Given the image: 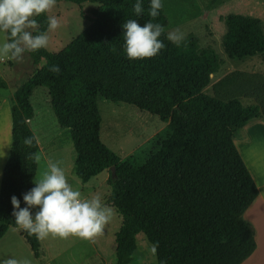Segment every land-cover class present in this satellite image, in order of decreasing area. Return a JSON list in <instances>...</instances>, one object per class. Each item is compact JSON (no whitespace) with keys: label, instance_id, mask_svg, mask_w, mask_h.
<instances>
[{"label":"trees","instance_id":"trees-1","mask_svg":"<svg viewBox=\"0 0 264 264\" xmlns=\"http://www.w3.org/2000/svg\"><path fill=\"white\" fill-rule=\"evenodd\" d=\"M66 1H89L96 7L91 16L82 14L89 25L61 51L28 53L33 65H43L10 98L11 147L0 184V239L16 228L11 197L23 208V195L34 187L37 164L27 156L38 153L39 146L28 126L34 116L30 97L44 87L58 126L70 132L77 179L86 183L109 173L106 203L121 218L114 235L115 264L130 262L139 233L151 245L158 242L157 264L244 262L256 242L243 214L258 191L233 138L237 129L263 117L261 105L205 92L223 62L192 33L177 46L165 32L160 39L166 47L157 56L126 59L122 26L127 20L135 19L141 27L149 20L167 26L163 8L154 20L148 15L150 0H141L139 16L133 11L136 0ZM36 19L38 31H46L47 13ZM224 21L221 47L229 59L264 54L259 19L228 15ZM52 65L59 66V74L49 71ZM6 88L0 79V89ZM98 97L133 105L168 123L146 142L149 148L120 159L100 141ZM29 136L34 137L32 148L22 143ZM21 235L39 258V240L22 230Z\"/></svg>","mask_w":264,"mask_h":264},{"label":"rangeland","instance_id":"rangeland-1","mask_svg":"<svg viewBox=\"0 0 264 264\" xmlns=\"http://www.w3.org/2000/svg\"><path fill=\"white\" fill-rule=\"evenodd\" d=\"M162 3L167 19L165 28L167 34L175 29H179L184 37L192 33L199 38L202 48L211 47L223 62L219 71L212 76L211 84L205 92L225 100L233 97L239 99L241 93H245V90L242 85H236V67L240 63L245 64L252 60L250 58L229 59L224 54L221 47V38L226 32L224 18L228 15H244L257 18L262 22L264 32V0H219L214 5L210 4V0H162ZM95 7L96 4L89 1L81 5L66 0L57 2L55 8L47 13V16H57L61 26L54 32L49 33V44L45 49L50 53L61 51L89 25V20L84 16H91L90 11ZM2 42L3 36L0 34V43ZM42 65L43 62L36 66L33 65L28 53L24 54L20 62L0 61V67H2L8 84L7 91L6 89H0V101L2 95L13 92ZM249 88L250 84L247 83L245 89ZM240 101L243 105L259 103L264 113V101H253L251 99H240ZM30 104L34 112V116L29 123L31 131L36 135L47 159L59 161V166L64 169L69 182L74 189H78L76 183L80 184L81 182L74 174L75 153L70 132L68 129H62L58 126L50 106L48 90L44 87L34 89L30 97ZM97 106L101 116L100 141L120 159L133 152L149 148L150 145H147L146 142L165 128L168 123L167 121L162 122L157 116L148 112L138 110L133 105L113 103L101 97H98ZM261 118L264 119V117ZM4 119H6V116L2 113L0 122ZM242 131L237 129L233 140L234 143H237L241 152L250 157V146L239 145L243 140L241 139L243 138ZM252 132L253 129L252 131L248 129V135L252 136ZM260 152L262 153L261 156L264 157V147L261 148ZM45 169L46 164L41 156L35 178H38ZM91 181L93 183L95 178ZM105 189L109 194L110 189L108 187H105ZM101 198L104 202L102 196ZM35 211L36 209H34ZM120 223L121 218L113 209L111 221L105 226L103 233L94 239L104 254H110L113 251V237ZM136 245L138 251H143L149 260L153 259L155 264L156 255L151 252L152 245L143 233L137 234Z\"/></svg>","mask_w":264,"mask_h":264},{"label":"clouds","instance_id":"clouds-1","mask_svg":"<svg viewBox=\"0 0 264 264\" xmlns=\"http://www.w3.org/2000/svg\"><path fill=\"white\" fill-rule=\"evenodd\" d=\"M57 0H0V61L20 62L25 53L36 52L48 47L49 33L57 30L60 20L49 16L47 30L38 31L37 17L50 13ZM162 0H150L148 15L154 20L163 8ZM134 13L143 12L141 0H136ZM123 51L129 61L149 59L157 56L165 47L160 37L165 27L149 20L140 26L135 19L123 24ZM184 34L175 29L167 34L166 39L177 46L184 40ZM50 72L60 73L58 65H52ZM23 145L34 146V137H25ZM4 156L0 153V158ZM28 159L39 164L41 155L30 152ZM59 161H47V167L38 178L33 180L34 187L23 195L25 207H20L17 197H11L16 230L34 235L37 240L52 238H78L93 241L101 235L111 221L113 209L102 201L101 196L85 197L74 189ZM33 209L36 211L33 213ZM158 242L153 244L151 252L155 254ZM0 264H32L29 258H5ZM164 264V262H161Z\"/></svg>","mask_w":264,"mask_h":264},{"label":"crops","instance_id":"crops-1","mask_svg":"<svg viewBox=\"0 0 264 264\" xmlns=\"http://www.w3.org/2000/svg\"><path fill=\"white\" fill-rule=\"evenodd\" d=\"M250 59L252 61H248L245 64L240 63L236 67V85H242L245 90V93H241L239 100L251 99L253 101L255 100L261 102L264 101V54L253 56ZM0 79L4 80L7 84L2 67H0ZM247 83L250 84L249 89H245ZM7 90L8 84L6 91ZM14 91L9 92L6 95H2L0 101V116L2 113L6 116V119L0 122V153L3 152L4 154V156L0 158V184L2 170L8 159L11 147L10 98L12 97ZM29 123L30 121L28 122V126ZM248 129H251V131L253 129L252 136L248 135ZM241 130H243V138H241L243 140H241L239 145H249L251 148V156L249 157L246 153L241 152L237 143L234 144L258 191L257 197L243 214L244 219L254 228L256 248L254 252L241 264H264V157L261 156L262 153L260 152L261 148L264 147V119L261 117L254 119L243 126ZM34 136L39 146L38 154L42 156V160L45 161L47 167L48 159L44 154L42 146L39 144L36 135ZM94 178L95 181L92 183L91 180ZM108 178V171H104L91 178L86 183H82L79 180L81 183L76 184L85 197L91 198L94 195H99L103 197V200L106 203V197L108 194L107 191H105V187L109 188ZM39 246L40 257L35 258L26 240L22 237L21 230L9 228L0 239V260L5 258H29L31 259L32 264H115L116 262L115 242L114 249L110 254H104L103 250H100L98 247L96 240L89 242L78 238L61 239L49 237L45 240H39ZM154 262L157 264V261ZM128 264L154 263L153 259L149 260L143 251H138L136 245V249L133 252L131 260Z\"/></svg>","mask_w":264,"mask_h":264},{"label":"water","instance_id":"water-1","mask_svg":"<svg viewBox=\"0 0 264 264\" xmlns=\"http://www.w3.org/2000/svg\"><path fill=\"white\" fill-rule=\"evenodd\" d=\"M110 172H111V177L114 178L115 177V169H114V167L110 168Z\"/></svg>","mask_w":264,"mask_h":264}]
</instances>
